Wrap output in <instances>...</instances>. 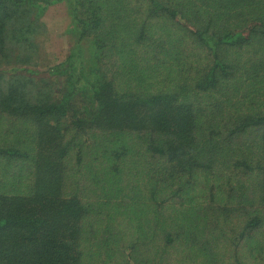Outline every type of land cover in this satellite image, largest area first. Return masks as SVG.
<instances>
[{
	"label": "trees",
	"instance_id": "trees-1",
	"mask_svg": "<svg viewBox=\"0 0 264 264\" xmlns=\"http://www.w3.org/2000/svg\"><path fill=\"white\" fill-rule=\"evenodd\" d=\"M57 2L0 0V264H259L264 0H66L51 78Z\"/></svg>",
	"mask_w": 264,
	"mask_h": 264
},
{
	"label": "rangeland",
	"instance_id": "rangeland-1",
	"mask_svg": "<svg viewBox=\"0 0 264 264\" xmlns=\"http://www.w3.org/2000/svg\"><path fill=\"white\" fill-rule=\"evenodd\" d=\"M200 4L199 2H195V5L197 6ZM70 2H66V0H62V2H57L55 4H51L45 8H43V11L39 17V20L42 24L41 26V34H38V41H39V52H40V69L52 72L48 74H42L41 76L45 77H54L56 76V72L54 69L56 66L60 63L63 64L69 56V61L66 63L65 66L61 67V70L65 68L67 69L68 65L73 63L75 70L78 72L79 64L81 60L86 59L88 52L84 53V48L81 51V54H77V50L72 49V46L75 44L77 34L75 35L74 31L72 30V25H70L71 22V15L69 14V7ZM86 46V44H84ZM83 46V47H84ZM91 56L95 57L93 50H90ZM73 52V53H71ZM71 54L74 56H71ZM93 62V61H92ZM91 62V63H92ZM69 68V67H68ZM49 70V71H48ZM82 75L78 74L74 80H77L78 87L76 86V95L79 97H89L90 96V79H94L97 77L93 74L92 71H89L88 73ZM80 75V76H79ZM57 77V76H56ZM58 84L61 85L63 80L62 77L59 76ZM254 238H256L254 242V246L261 245L264 247V221L262 224L257 228V230L253 233ZM248 247H246L247 249ZM240 254L245 253V255H237L239 260L241 261H247L253 260L256 263L264 264V259L262 256H264V252L258 253L257 251L248 252V251H240ZM255 254L259 257V261H257L254 258H249L248 256L251 255L252 257L255 256ZM233 256V255H231ZM236 256V257H237ZM223 258V257H222ZM234 258V257H233ZM211 261V259H207L204 262V264H208V262ZM221 264V262H219Z\"/></svg>",
	"mask_w": 264,
	"mask_h": 264
}]
</instances>
